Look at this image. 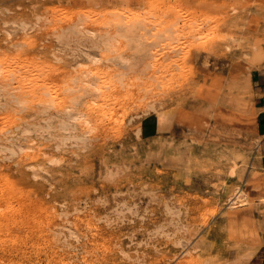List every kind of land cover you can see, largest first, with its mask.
Returning a JSON list of instances; mask_svg holds the SVG:
<instances>
[{"label": "rangeland", "instance_id": "obj_1", "mask_svg": "<svg viewBox=\"0 0 264 264\" xmlns=\"http://www.w3.org/2000/svg\"><path fill=\"white\" fill-rule=\"evenodd\" d=\"M118 17L177 43L117 67ZM260 69L264 0H0V264H261Z\"/></svg>", "mask_w": 264, "mask_h": 264}, {"label": "bare ground", "instance_id": "obj_2", "mask_svg": "<svg viewBox=\"0 0 264 264\" xmlns=\"http://www.w3.org/2000/svg\"><path fill=\"white\" fill-rule=\"evenodd\" d=\"M227 6V5H226ZM236 7V6H235ZM224 8V7H223ZM232 9V8H231ZM225 11V10H224ZM233 12L232 13H235L237 12V9L234 8L232 10ZM226 12V11H225ZM222 13V12H221ZM226 14V13H225ZM228 14V13H227ZM117 16V15H116ZM225 16V15H224ZM117 18H115V23L114 25H116V28L115 30L110 31V30H107L105 33L97 36V33L95 31H91L92 34V39L94 40V43H95V47L101 51L102 53L100 55H102V58H106L107 60H113L114 62H116V66L117 64L120 65V66H126L127 64H129L130 62H135V61H138V62H142L144 61L145 59V55L144 53L146 52L147 48H149L150 46H152L153 44H156V45H159L161 44L162 42H165V41H172V42H176L177 41V37H175L173 34L169 33V32H165V31H158V32H151L155 35H152L149 33L150 30H148V28L145 26V24L143 23V21L140 19V18H131L128 20L125 18H120L118 17V19L116 20ZM236 20V19H235ZM221 21V20H220ZM223 24V23H222ZM227 24V23H226ZM232 24V21L230 23V25ZM234 24V23H233ZM235 24H237L235 22ZM223 26V25H222ZM227 26V25H226ZM159 27V26H158ZM232 27V26H231ZM82 28V27H81ZM167 28V27H166ZM169 28V27H168ZM167 28V29H168ZM171 28V27H170ZM80 28L76 27V32H81L79 30ZM166 29V30H167ZM153 31V30H152ZM156 31V30H155ZM172 31V30H171ZM101 32V31H100ZM74 33V32H73ZM76 34V33H74ZM79 34V33H78ZM77 34V35H78ZM97 36V37H95ZM153 36L154 40L153 41H148L151 37ZM152 38V39H153ZM154 42V43H152ZM177 43V42H176ZM187 43V42H186ZM205 43V42H204ZM163 44V43H162ZM180 44V43H179ZM194 44V43H193ZM182 45V44H181ZM184 45V44H183ZM192 45V44H191ZM212 45V44H210ZM209 45V47H210ZM214 45V44H213ZM186 46V45H185ZM183 47V46H182ZM187 47V46H186ZM154 48V47H153ZM152 48V49H153ZM173 48V46H172ZM185 48V47H183ZM205 48V46H204ZM207 48V47H206ZM155 49V48H154ZM175 49H176V46H175ZM180 49V48H179ZM182 49V48H181ZM171 50V49H170ZM169 50V51H170ZM174 50V49H173ZM184 50V49H183ZM203 50V49H202ZM213 50V49H212ZM210 50V51H212ZM178 51V50H177ZM205 51V50H204ZM152 51H150L151 53ZM175 52V50L173 51ZM5 53V52H4ZM7 53V52H6ZM5 53V54H6ZM12 53V52H10ZM126 53L129 55V56H126ZM202 53V52H201ZM200 53V54H201ZM9 54V53H8ZM207 54V53H206ZM205 54V55H206ZM212 54V53H211ZM216 54V53H215ZM221 53H219L220 55ZM20 55V54H19ZM19 55H16V56H19ZM90 59L93 60V61H97L99 62V60L101 59L100 57L98 56H95L94 54L91 55V54H88ZM98 55V54H97ZM99 55V56H100ZM210 55V54H209ZM6 56H9L6 54ZM15 56V55H14ZM11 57H13V55H11ZM29 57V56H28ZM105 60V59H104ZM147 60V58L145 59V61ZM107 62V61H106ZM113 62V64H114ZM137 62V63H138ZM145 62H143L144 64ZM134 64V63H133ZM139 64V63H138ZM83 66V65H82ZM81 66V68H83ZM118 67V66H117ZM116 67V68H117ZM129 67V66H128ZM211 67V65H210ZM214 67V66H213ZM212 67V68H213ZM126 68V67H125ZM205 68V67H204ZM218 68V67H217ZM118 69V68H117ZM116 69V70H117ZM221 69V68H220ZM119 71V70H118ZM121 71V70H120ZM212 71V70H211ZM203 72V71H202ZM209 73V72H208ZM230 73V72H229ZM204 75V74H203ZM125 76V75H124ZM123 76V77H124ZM226 76V75H225ZM82 77V76H81ZM197 77V76H196ZM199 77V76H198ZM209 77V76H208ZM215 77V76H214ZM228 77V76H227ZM125 78V77H124ZM203 78V77H202ZM221 78V77H220ZM77 79H79L78 77L76 78H73L72 79V83H76ZM81 79V78H80ZM198 79V78H197ZM213 79V77H212ZM219 79V78H218ZM217 79V80H218ZM200 80V79H198ZM204 80V79H203ZM207 80V78H206ZM215 80V79H214ZM225 80V79H224ZM15 81V80H14ZM213 81V80H212ZM226 81V80H225ZM9 83V81H7ZM211 82V81H210ZM216 82V81H215ZM214 82V83H215ZM223 83V82H221ZM70 84V83H69ZM79 84V83H77ZM6 86V85H5ZM4 86V87H5ZM215 86V85H213ZM67 87V85L65 86ZM64 87V88H65ZM80 87V86H79ZM78 87V88H79ZM86 87V86H85ZM78 88L72 86V84H70V86H68V88L66 89V91H68V95H70V93H73L75 92L76 90H78ZM87 88V87H86ZM89 88V87H88ZM87 88V89H88ZM4 89H7V88H4ZM63 89V88H62ZM10 90V89H9ZM12 91V89H11ZM15 92H16V87H15ZM92 93L91 91H88V93ZM88 93H83L82 95L78 96V97H74V98H71L73 97L72 95L70 96H67L65 97L66 95H64V97L66 99H69V104L68 107H67V110H66V113L68 114V119H79V118H84L86 115L85 114H80V113H75L74 110L77 108L78 105L82 104L84 102V100L90 96ZM11 94V93H10ZM9 94V96H10ZM17 94V93H16ZM76 94V92H75ZM80 94V92H79ZM97 95V94H96ZM15 96V95H14ZM18 96V95H17ZM16 96V97H17ZM12 97V96H11ZM15 98V97H14ZM91 98V97H90ZM95 98V97H94ZM66 99H65V102H66ZM88 99V98H87ZM16 100V99H15ZM14 101V100H13ZM203 101V100H202ZM204 103V102H203ZM21 104V103H20ZM67 104L65 103V105L67 106ZM201 104V103H200ZM199 104V105H200ZM64 105V106H65ZM64 106H62L63 108H65ZM201 106V105H200ZM199 106V107H200ZM209 106V105H208ZM202 107V106H201ZM62 108V109H63ZM195 108V107H194ZM204 108V107H203ZM64 110V109H63ZM194 110V109H193ZM196 110V109H195ZM65 112V111H64ZM74 112V113H73ZM66 114V115H67ZM64 119V118H63ZM63 127L67 130V126L69 125L67 121H64L63 123ZM62 126V125H61ZM69 127V126H68ZM71 127V125H70ZM69 130V129H68ZM240 197V196H239ZM254 210V209H253ZM258 213V212H257ZM239 214V213H238ZM258 220V219H257ZM256 226V225H255ZM257 228V227H256ZM251 231V230H250ZM252 232V231H251ZM257 232V231H256ZM255 232V233H256ZM75 237H76V234L74 233ZM256 237V236H255ZM251 238V237H250ZM253 239V238H252ZM252 239H250L251 243H252ZM256 240V238H255ZM259 240V239H258ZM249 244V242H248ZM247 246V245H246Z\"/></svg>", "mask_w": 264, "mask_h": 264}, {"label": "crops", "instance_id": "obj_3", "mask_svg": "<svg viewBox=\"0 0 264 264\" xmlns=\"http://www.w3.org/2000/svg\"><path fill=\"white\" fill-rule=\"evenodd\" d=\"M255 88V104H256V131L260 138L258 143V153L262 155L264 162V69H260L253 76ZM261 264H264V260Z\"/></svg>", "mask_w": 264, "mask_h": 264}]
</instances>
